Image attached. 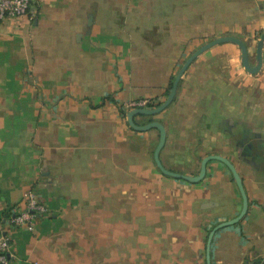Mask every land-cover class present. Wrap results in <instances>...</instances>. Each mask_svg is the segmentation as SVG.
Wrapping results in <instances>:
<instances>
[{
    "label": "crops",
    "instance_id": "1",
    "mask_svg": "<svg viewBox=\"0 0 264 264\" xmlns=\"http://www.w3.org/2000/svg\"><path fill=\"white\" fill-rule=\"evenodd\" d=\"M264 0H34L0 22V235L12 264H207L206 244L242 197L210 159L196 183L163 174L159 132L131 128L128 103L161 105L185 61L220 37L255 64ZM160 123L159 161L195 177L208 156L239 175L247 211L217 230L210 264H264V49L249 74L216 45L181 77ZM28 192L46 206L10 223ZM31 226L32 230L29 229Z\"/></svg>",
    "mask_w": 264,
    "mask_h": 264
},
{
    "label": "water",
    "instance_id": "2",
    "mask_svg": "<svg viewBox=\"0 0 264 264\" xmlns=\"http://www.w3.org/2000/svg\"><path fill=\"white\" fill-rule=\"evenodd\" d=\"M223 43H232V44H235L236 46H238V48L240 50V54H241V64L249 74H257L258 72H260V70L262 68V64H263L264 32L261 34V36L257 42V45H256L255 64L254 65H252L250 63L249 57H248L247 47L242 41H240L236 38H233V37L216 38L213 41H211V42L205 44L204 46H202L201 48H199L196 52H194L185 61V63L183 64V66L181 67V69L179 70V72L177 73V75L174 79L171 90H170L166 100L161 105H159L158 107L153 108V109H150V108L149 109H147V108L133 109L126 114L127 122L129 124V126L131 128H133L134 130L139 131V132H146V131H149L151 129H156L159 132V142H158V145L154 151V161H155L156 166L159 168V170L163 174L170 176V177H173V178H176V179L184 180L186 182L196 183V182L201 181L204 178L205 172H206V164L210 159H215V160L222 162L230 170L232 177L234 179V182H235L237 188L239 189V192H240L241 197H242V209H241L240 214L236 218L219 224L210 232L208 239H207V244H206V263L207 264H210V243H211V240H212L214 233L221 228L237 224L243 218V216L245 215V213L247 211V199H246V195H245V192L243 189L242 181H241L239 175L237 174V172H236L235 168L232 166V164H230V162H228L226 159L219 157V156H208V157L204 158L201 162V165H200L199 174L195 177L185 176V175H181V174H177V173H173V172L165 170L159 161V153H160V150L164 146L165 136H166L164 127L160 123H157V122H149L145 125L137 126L136 124H134L133 119L135 116H138V115H140V116H153L155 114L160 113L164 109H166L171 104V102L175 96L178 83H179L181 77L183 76L184 72L190 66V64L199 55H201L202 53H204L208 49H210L216 45L223 44Z\"/></svg>",
    "mask_w": 264,
    "mask_h": 264
},
{
    "label": "built area",
    "instance_id": "3",
    "mask_svg": "<svg viewBox=\"0 0 264 264\" xmlns=\"http://www.w3.org/2000/svg\"><path fill=\"white\" fill-rule=\"evenodd\" d=\"M34 0H0V22L6 19H19L29 17L31 4ZM148 101L136 100L128 103L130 109H141L148 107ZM46 206L33 192H28L23 201V208L18 210L10 218L14 226H29L37 215H44ZM32 230L31 226L29 227ZM10 239L6 235H0V264H12L9 258Z\"/></svg>",
    "mask_w": 264,
    "mask_h": 264
}]
</instances>
